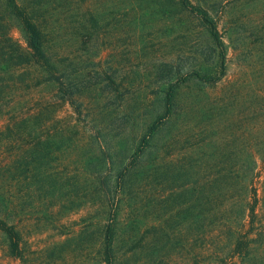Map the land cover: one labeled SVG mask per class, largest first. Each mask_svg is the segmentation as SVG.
I'll return each instance as SVG.
<instances>
[{
	"label": "rangeland",
	"instance_id": "1",
	"mask_svg": "<svg viewBox=\"0 0 264 264\" xmlns=\"http://www.w3.org/2000/svg\"><path fill=\"white\" fill-rule=\"evenodd\" d=\"M85 3L100 14L99 39L80 50L79 38L66 30L60 36L54 33L52 43L60 55L70 59L79 56L76 61L81 60L82 64L87 60L86 71L97 68L90 61H99V68L115 74L127 87L123 102L119 98L108 102L99 91L86 95L95 108L108 107L103 111L95 109L94 115L86 117L87 126L82 128L79 139L88 156L85 165L89 162L96 166L94 163L100 159L93 158V154L101 156L104 152L101 164L106 159L108 172L114 173L119 164L130 158L149 125L163 112L161 100L171 80L166 72H161L165 68L163 59L174 62L175 77L184 74L199 65L196 55L207 38L197 21L175 8L169 15L141 16V10L133 12L130 17L138 18L132 23L133 19L119 21L116 12L121 11L120 0ZM168 4L162 0L158 6L150 3L149 7L160 10ZM208 4L228 47L231 61L227 81L244 72L263 75L264 0H208ZM136 7L134 4L133 8ZM14 36L24 42L18 30ZM185 54L190 58L181 59ZM35 69V74L42 75L39 68ZM201 90L202 85L197 82L182 88L177 114L158 135V146L174 136L176 141L169 148L152 146L143 160L145 166L127 182L130 195L120 215L124 221L117 243V264H217L216 252L231 247L226 241H203L200 236L194 185L199 164L213 160L215 155H207L232 134L224 120L216 123V118L206 113L208 100ZM54 93V85L41 83L16 93L9 105L4 101L0 108V132L7 122V111L14 108L27 116L36 111L41 98L50 99ZM51 109L34 119L32 129L38 133L39 141L33 150L36 180L31 188L27 183L17 186L13 180L16 173L10 169L14 158L7 153L0 156V182L5 184L1 189L9 197L11 219L22 233L23 249L22 257L12 256L0 232V264H103L104 201L102 194H97L99 200L94 197V202H90L91 191L88 196L86 193L92 174L97 177L99 173L93 169L75 171L72 162L79 158V148L73 151L71 143L73 134L68 125L72 113L59 104ZM211 118L212 128L206 136L193 138L183 131L186 126L198 129ZM205 139L207 142L201 143ZM154 160L162 161L164 167L152 173ZM181 167L184 168L177 172ZM189 204L192 214L183 212ZM130 210L138 219L137 226L125 222Z\"/></svg>",
	"mask_w": 264,
	"mask_h": 264
},
{
	"label": "trees",
	"instance_id": "2",
	"mask_svg": "<svg viewBox=\"0 0 264 264\" xmlns=\"http://www.w3.org/2000/svg\"><path fill=\"white\" fill-rule=\"evenodd\" d=\"M160 1L120 0L121 11H117L116 15L120 16L119 21L133 19V23L138 18L130 17L133 12L141 10V16L156 13L169 15L175 8L197 21L207 40L196 55L199 65L184 74L175 77L174 62L169 58L163 59L162 66L165 68L161 72H166L171 78L161 100L163 112L149 125L130 158L119 164L114 173H109L107 160L103 159L101 164L104 152L101 156L93 154V158L100 159L99 163L98 160L94 163L96 166L89 162L85 165L88 156L83 152L85 144L79 139L82 128L87 126L86 117L94 115L95 109L103 111L108 107L97 105L95 108L86 100V95L99 91L108 102L117 98L123 102L127 87L117 80L115 74L99 68V61H90L97 68L86 71L84 64L87 60L82 64L81 60L76 61L79 56L70 59L60 55L52 43L54 33L60 36L61 31L70 30L79 38V49L83 50L82 46L86 47L100 37V14L86 5V0H0V108L4 101L9 105L16 93L25 88L37 87L41 83L54 85L55 88L52 98H41L36 103L35 112L24 116L21 110L12 108L11 112L4 114L7 122L0 132V156L7 153L14 158L10 169L16 173L13 180L17 186L27 183L31 188L36 180L33 167L36 152L33 153V150L39 141L38 133L32 129L34 119L56 104L67 106L73 116L68 125L73 134V151L79 148V158L75 155L78 159L72 162L75 171L78 168L79 171L93 169L99 173L97 177L92 174L91 189L88 191L87 188L86 193L88 196L91 191L90 202H94V197L99 200L97 194H102L104 201L102 263L117 264V243L124 221L120 215L122 205L130 195L126 191L127 182L145 166L143 160L155 145L159 149L171 147L176 136L158 146V135L177 114L182 88L197 82L207 96L206 113L214 116L216 123L224 120L226 126L232 129L230 138L224 137L207 155H215V158L199 164V177L194 185H197L195 200L196 215L201 224L200 236L203 241L223 240L231 244L228 251L216 252L217 264H264V74L257 71L259 73L255 76L254 72H244L227 81L231 61L228 47L218 19L209 10L208 0H164L169 2L168 6H162L160 10L150 9V3L158 6ZM134 4L136 8H133ZM15 30L22 34L24 42L14 36ZM180 58L189 59L190 56L185 54ZM35 68H39L42 75L35 74ZM221 90L224 92L220 95ZM211 121L212 118L198 129L186 126L183 131L193 138L206 136L212 128ZM204 142L207 140L201 143ZM163 167L162 161L156 160L150 171L154 173ZM183 168L177 169V172ZM3 185L0 182V232L5 237L8 252L18 258L23 255L22 233L17 222L11 219L9 197L1 189ZM191 209L189 204L183 212L192 214ZM125 222L132 227L137 226L134 210L129 211Z\"/></svg>",
	"mask_w": 264,
	"mask_h": 264
}]
</instances>
